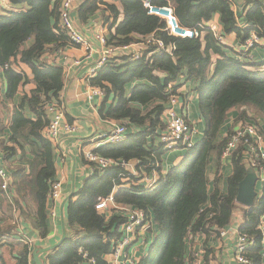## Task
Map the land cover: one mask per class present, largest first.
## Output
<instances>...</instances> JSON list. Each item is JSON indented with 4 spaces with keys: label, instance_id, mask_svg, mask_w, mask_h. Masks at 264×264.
Instances as JSON below:
<instances>
[{
    "label": "trees",
    "instance_id": "16d2710c",
    "mask_svg": "<svg viewBox=\"0 0 264 264\" xmlns=\"http://www.w3.org/2000/svg\"><path fill=\"white\" fill-rule=\"evenodd\" d=\"M10 7L0 14V67L4 69L7 81L6 100H12L20 85L26 84L28 76L17 71L13 62L18 58L26 64L33 74L35 88L24 95L13 112L9 125L10 140L16 143L23 135L40 157V166L35 173V192L38 215L37 226L41 237L46 236L47 194L50 182L55 177L53 143L42 132L48 125L46 106L52 99H59L63 88V67L47 64L41 57L50 51L63 50L64 42L70 44L65 30L60 24L62 0H8ZM252 7L246 11L248 27H240L238 17L232 10L229 0H152L154 6L168 5L172 8L179 25L183 28L201 30L198 38H177L169 36L164 30V22L148 13L143 0H84L78 7L81 21H87L94 12L101 9V21L107 26V42L110 47H124L145 43L154 37L165 46L174 45L169 55L158 49L155 43L143 48V55L137 60L125 52H119L87 79L91 86L102 90L107 101L112 103L99 110L104 120L141 127L137 132H128L126 139L118 144H106L94 149V153L117 162L101 175L99 171L87 177L82 187L74 193L67 203L68 229L77 226L83 235L66 236L64 241L48 256L49 264H83L78 252L81 247L96 264H106L103 256L109 252L111 240L118 238V226L124 216L112 215L108 220L95 209V204L109 195L119 176L128 171L120 162L136 161V170L150 173L161 157V145L155 144L165 124L161 119L171 95H178L181 76L194 83L198 95V105L204 119L203 136L191 147L180 163L165 175L156 170L159 179L156 187L146 192L142 187L122 188L117 193V201L149 211L154 219V236L148 253L138 264H185L187 255V235L204 234L205 238L218 235L215 229L227 227L234 220L239 230L254 235L259 241L257 230L264 203L263 196L257 197L251 207L239 205L235 199L238 184L246 169L236 152L231 156L232 174L227 178V191L221 193L218 180L209 191L208 166L210 158H219L230 133L222 136L221 126L226 120L227 111L242 107L239 118L255 124L264 137V62L251 65L244 62L250 50L227 51L212 32L200 29L199 24L219 14L222 32L235 33L241 45L251 30L259 38L264 37V6L258 0L250 2ZM9 7V8H10ZM216 55L218 57H216ZM216 57V58H214ZM242 57L243 60L237 58ZM175 82L174 85H169ZM252 110L248 115L247 110ZM25 110L34 114L32 120ZM186 119V118H185ZM187 120V119H186ZM188 121V120H187ZM128 130V129H127ZM21 131V132H20ZM129 131V130H128ZM5 146L2 159L6 161L16 150ZM1 235V234H0ZM260 244L257 242L247 256L255 264H262ZM208 253L205 263L209 264ZM30 250L24 245L18 253L17 264H30ZM0 264H7L0 256Z\"/></svg>",
    "mask_w": 264,
    "mask_h": 264
},
{
    "label": "crops",
    "instance_id": "0c3cea01",
    "mask_svg": "<svg viewBox=\"0 0 264 264\" xmlns=\"http://www.w3.org/2000/svg\"><path fill=\"white\" fill-rule=\"evenodd\" d=\"M104 1L112 2V0ZM251 1L233 0L234 4L231 7L238 17V25L240 27L250 26L245 21L244 16L246 11L253 5L250 3ZM258 1L264 6V0ZM83 2L84 0L74 1L71 17L75 25L83 33L89 35L102 23L101 16L103 11L101 9L103 7L101 6V8L97 9L87 21H81L78 15V7ZM8 10L16 11L19 9L15 6L5 9L0 3V14L3 15ZM211 20L217 23L222 31L219 14L213 15ZM222 34L221 43L231 54L241 48L242 45L237 40L235 33L224 34L222 32ZM259 42V45L252 48L249 58L244 60V62L251 65H258L264 62V37ZM64 43L63 50H59V54L50 51L45 57H41V61L47 64H56L63 67V88L59 94V99H52V101H56L63 106L65 120L77 127L76 132L73 134L62 133L53 144V161L56 172L54 179L61 181L63 196L57 202H50L47 199L45 237H41L40 229L36 223L38 207L34 182L36 170L41 162L40 157L35 155L32 145L26 141L25 136L28 128L23 131V135L17 137V144L10 140L11 132L8 128L13 118L14 109L21 98L24 95H28L36 87L33 82V74L31 69L17 58L13 62L15 69L23 71L28 76V80L26 84L20 85L12 100H6L7 81L4 69L0 67V155L5 146L16 147V152L9 159L6 161L2 159L13 180L12 186L9 187L7 192L0 189V256L3 257L7 264H17L18 253L24 245H27L30 250L29 263L36 264L33 259L34 251L53 246L60 241L63 227H65L66 236L76 235V238H78L84 234L77 226L68 229L66 211L68 201H66L63 208H61V205L64 199L70 195L73 186L75 193L82 187L85 179L91 176L94 171L100 172L93 164L86 161L84 152L94 151L95 136L105 133L113 124L118 123L115 120L101 119L99 110L103 107V103L107 106L113 100L110 97L106 101L105 95L94 92V86H91L86 80L88 71L99 59V54L96 51L87 53L80 47L68 44L67 41ZM123 52L128 51L124 50ZM237 58L243 60L242 57ZM77 59L80 64H73V61ZM263 71L262 69L261 72ZM194 86L192 81H186L185 78L181 80V86L177 90L178 100L176 106L177 112H183L184 117L194 127L192 141L204 126V119L199 111L198 95ZM242 109V107H233L227 111V118L220 129L222 136L228 134V131H232L242 122L239 118ZM251 111L250 109L247 110L248 115L251 114ZM25 115L32 120L35 119L34 114L29 113L27 110H25ZM161 117L164 118L163 113ZM127 129L129 130L128 132H137L141 127L130 125ZM160 132H158V135ZM154 142L156 145H160L158 136ZM184 149L186 148L161 151L160 160L156 161L160 167V173L165 175L172 167L178 165L184 157ZM132 162L134 167H136V161ZM103 173L104 171L100 172L101 175ZM230 174H232L231 158L222 156L219 158L216 154H213L208 166L209 191L213 190L214 181L217 179L220 192L225 194L227 191V178ZM256 190L257 197L260 198L262 196L261 187L258 184H256ZM73 195L72 198H75ZM238 215L239 213H236L234 220L226 227L229 232L224 237L213 235L205 238L204 234L196 233L194 240L188 244L185 264H204L207 250L209 251V264H238L234 255V244L239 229L238 222L235 219H237ZM54 249L40 252L39 259L42 264H49L48 256L54 253ZM200 250L202 254L199 257L196 252ZM142 252L143 250L141 249L139 253Z\"/></svg>",
    "mask_w": 264,
    "mask_h": 264
},
{
    "label": "built area",
    "instance_id": "2783aa9c",
    "mask_svg": "<svg viewBox=\"0 0 264 264\" xmlns=\"http://www.w3.org/2000/svg\"><path fill=\"white\" fill-rule=\"evenodd\" d=\"M74 1L75 0H62L60 7V24L65 30L71 45L80 47L87 53L96 51L99 54V59L88 71L86 80L96 75L111 57L124 50L128 51L125 53H128L132 60H137L142 57L143 48L148 44L155 43L159 50L164 51L169 55H171L172 51L175 49L174 45L165 46L163 42L154 37L147 38L145 43L131 44L121 48L107 46L108 30L104 23H101L98 28L89 35L83 33L75 25L74 20L71 17V11L74 8ZM229 1L231 6H233V0ZM0 3L5 9H9L10 4L8 0H0ZM143 5L148 10L149 14L159 17L164 22L163 30L169 36L177 38H198L200 36L201 30L181 27L170 6H154L152 0H143ZM198 26L200 29L209 30L219 43L222 42L223 34L217 23L210 19L206 22L200 23ZM260 40L261 38L257 36V33L254 30H251L240 50H250L255 45H259ZM55 53L59 54V50ZM216 57L218 56L216 55ZM73 64L79 65L80 61L77 59L73 61ZM183 79L184 77L182 75L179 80L181 81ZM174 83L175 82H172L169 87L174 85ZM93 90L94 92L103 95L100 88L93 87ZM177 100V95H171L167 107L163 112L164 118L162 117V120L165 127L158 135V141L161 145L162 151L177 148L187 149L193 144L192 136L194 127L185 119L183 112H177ZM46 111L49 117V122L43 129L42 134L53 144L62 133L73 134L76 132V125L65 120V111L62 105L58 104L56 101H52L46 106ZM127 135L128 130L126 125L115 123L105 133L95 136V148L106 144L114 145L121 143L126 139ZM235 152L240 156L241 162L244 163V165H249L257 173V184L261 187V195L263 196L264 137L259 133L258 128L252 122H241L235 129H233L222 151V157L231 158ZM84 158L88 163L93 164L96 169L100 170V172L117 164L115 160L103 157L93 151L84 152ZM120 164L126 168L128 173L119 176L120 183L115 184L111 193L95 204V209L102 214L106 220L112 215L124 216V221L119 224L117 230L120 235L118 238L111 240L110 250L103 256V258L106 261V264H138L140 259L148 253L147 247L155 232L154 219L149 211L119 203L117 201V193L122 188L133 189V187H142L146 192L152 191L156 187L159 179L158 171L156 170L159 165L155 163L152 166L154 168L150 173H146L145 171H141L140 173L136 170L132 161L127 163L121 161ZM12 182L11 174L3 163L0 155V189L7 192L9 187L12 186ZM62 196L61 181L56 179L52 180L47 194L48 200L50 202H57L62 199ZM256 228L260 234L259 241H257L254 235H250L238 229L237 238L234 244V255L238 264H255L254 260L249 258L247 254L257 242L260 244L259 253L262 259V264H264V207ZM215 229L219 232L218 237H224L229 232V229L226 227ZM193 240L194 235L188 234L187 243L189 244V242H192ZM141 249L143 252L139 253ZM78 252L84 259L83 264H96V261L93 258H90L83 248L80 247ZM196 253L200 257L202 251L200 250Z\"/></svg>",
    "mask_w": 264,
    "mask_h": 264
},
{
    "label": "water",
    "instance_id": "95a60500",
    "mask_svg": "<svg viewBox=\"0 0 264 264\" xmlns=\"http://www.w3.org/2000/svg\"><path fill=\"white\" fill-rule=\"evenodd\" d=\"M245 169H246L245 175L238 184V192L235 201L242 206L251 207L254 205L255 199L257 197L256 184L258 177L255 170L251 168L249 165H245ZM73 193H74V186L70 195L66 199H64L61 208L64 207V204L72 197ZM65 237H66V231H65V227H63L62 237L60 241H58L53 246L45 247L44 249L34 251L33 253L34 262L36 264H42L39 259L40 252H47L58 247L64 241Z\"/></svg>",
    "mask_w": 264,
    "mask_h": 264
},
{
    "label": "rangeland",
    "instance_id": "374dc122",
    "mask_svg": "<svg viewBox=\"0 0 264 264\" xmlns=\"http://www.w3.org/2000/svg\"><path fill=\"white\" fill-rule=\"evenodd\" d=\"M102 6V5H101ZM103 7V6H102ZM203 132H204V126L202 127V129H201V131L198 133V135L197 136H199L198 138H197V136H195L194 138H193V144L195 143V142H197L202 136H203ZM194 140H195V142H194ZM192 144V145H193ZM186 152H187V149H184V154H186ZM155 231H156V229H155ZM150 244H151V242L148 244V247L150 246ZM149 250V249H148Z\"/></svg>",
    "mask_w": 264,
    "mask_h": 264
}]
</instances>
